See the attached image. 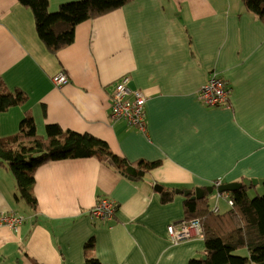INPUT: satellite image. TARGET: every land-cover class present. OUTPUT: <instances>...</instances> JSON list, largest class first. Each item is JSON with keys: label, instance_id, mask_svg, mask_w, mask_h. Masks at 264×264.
<instances>
[{"label": "crops", "instance_id": "obj_1", "mask_svg": "<svg viewBox=\"0 0 264 264\" xmlns=\"http://www.w3.org/2000/svg\"><path fill=\"white\" fill-rule=\"evenodd\" d=\"M49 1L55 11L75 0ZM60 72L69 81L57 85ZM214 72L230 87L228 106L200 97ZM124 74L148 94L145 130L109 115ZM0 78L28 95L0 113L3 139L30 111L42 135L57 123L99 137L131 162L162 161L141 180L96 157L48 161L35 173L37 210L16 197L15 178L0 165V213L26 217L19 228L0 226V264H82L87 257L189 264L203 255L205 240L168 238V225L184 220L186 196L164 203L156 186L194 190L264 178V23L242 0H134L80 23L57 54L38 37L30 8L0 0ZM102 197L115 201L111 219L91 216Z\"/></svg>", "mask_w": 264, "mask_h": 264}, {"label": "trees", "instance_id": "obj_2", "mask_svg": "<svg viewBox=\"0 0 264 264\" xmlns=\"http://www.w3.org/2000/svg\"><path fill=\"white\" fill-rule=\"evenodd\" d=\"M132 1L75 0L62 3L52 11L49 0H19L31 9L38 37L52 54L74 42L80 23L108 14ZM242 5L246 12L264 23V0H242ZM27 99L23 89H10L0 78V113L25 104ZM80 157H96L108 162L134 180L143 179L162 164L161 160L147 159L131 162L112 151L108 143L99 137L66 130L57 123L47 124L46 133L42 135L30 111L14 136L8 139L0 136V165L10 170L15 178L16 197L25 200L35 210L38 206L34 194L37 168L51 160ZM175 189L164 188L162 202L172 201L176 196ZM228 194L233 205L224 210L220 208L219 212H214L209 205L210 193L199 199H191L192 195L186 197L184 220H202L203 255H206V258L203 255L192 257L189 264H264V193L251 197L244 185ZM91 246L87 243L86 250ZM241 249L246 250L245 254L239 252ZM82 264L101 262L98 258L87 257Z\"/></svg>", "mask_w": 264, "mask_h": 264}, {"label": "built area", "instance_id": "obj_3", "mask_svg": "<svg viewBox=\"0 0 264 264\" xmlns=\"http://www.w3.org/2000/svg\"><path fill=\"white\" fill-rule=\"evenodd\" d=\"M132 76L124 74L117 82L115 90L111 96L110 117L112 119L123 118L130 124L137 126L141 130L146 129L145 107L148 94L140 88H133L130 85ZM57 85H62L69 81L66 73L60 72L54 77ZM200 97L206 105L219 107L230 104V87L226 80L217 72H214L210 79L203 85ZM217 184L220 181L216 182ZM214 197H224L229 206L233 205V200L228 192L213 194ZM214 212H219L220 207L216 204ZM116 211L115 201L102 197L92 207L91 216L100 219H111ZM26 217L14 212L0 213V226L6 225L12 228H19ZM168 238L173 242L192 237H204L202 220L193 218L183 220L178 223H170L167 227Z\"/></svg>", "mask_w": 264, "mask_h": 264}, {"label": "water", "instance_id": "obj_4", "mask_svg": "<svg viewBox=\"0 0 264 264\" xmlns=\"http://www.w3.org/2000/svg\"><path fill=\"white\" fill-rule=\"evenodd\" d=\"M244 185H246L248 188H251L252 186H257V185H264V178L261 179H243L242 181L238 182H229V183H215L213 185H208L206 187H196L194 190V193L190 189H178L176 188L175 191L177 194H183L186 197L189 195H192L190 198L191 199H199L202 198L206 195V193L212 194L214 190H216L219 193H224V192H233L236 191L240 188H242ZM157 191L162 192L164 187L163 186H156ZM203 258H206V255H203Z\"/></svg>", "mask_w": 264, "mask_h": 264}, {"label": "rangeland", "instance_id": "obj_5", "mask_svg": "<svg viewBox=\"0 0 264 264\" xmlns=\"http://www.w3.org/2000/svg\"><path fill=\"white\" fill-rule=\"evenodd\" d=\"M40 132L42 133L41 130H39V133H40ZM44 132H45V131H44ZM255 187H256V186H255ZM257 187H259L258 190H255V188H253V189H249V195H250L251 197H254V196H256L257 194H263V193H264V188H260V187H264V186H257ZM210 197H211V196H210ZM216 204H218L219 207H220L222 210H224V209H226V208L229 207V204H228L227 200H226L224 197H215V198H212V199L209 198V205H210L211 208H212V207H215ZM19 210L22 211V212H26L27 210H29V207H28V205L25 203V204H22V205H21V208H19ZM239 252L242 253V254H245L246 250H245V249H241V250H239Z\"/></svg>", "mask_w": 264, "mask_h": 264}]
</instances>
